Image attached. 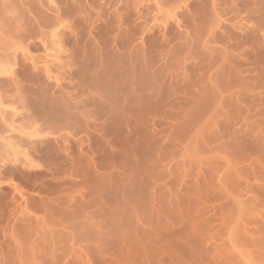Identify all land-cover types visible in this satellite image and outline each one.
<instances>
[{
  "label": "bare ground",
  "instance_id": "1",
  "mask_svg": "<svg viewBox=\"0 0 264 264\" xmlns=\"http://www.w3.org/2000/svg\"><path fill=\"white\" fill-rule=\"evenodd\" d=\"M78 1L0 0V41L15 38V45L10 44L14 50L0 56V65L21 67L15 71L16 80H0V98L11 101L4 108L8 100L1 99L0 107V122L7 128V134L0 135V264H71V254L67 250L59 254L58 249L61 244L70 245V229L77 226L82 234L81 227L90 224L95 227L88 228L93 230L88 235L97 236L103 244L99 252L104 253L99 254L106 256L100 259L105 264H245L214 240L218 212L210 201L219 194V184L214 186L209 173L210 177L189 183L183 192L177 184L171 188L164 180L170 175L164 160L171 136L184 137L182 127L194 120L187 114L190 109L198 117L202 104L227 108L216 110L217 122L220 115L226 122L233 112L242 119L243 109V117L258 125H244L233 132L227 126L225 133L237 130L240 136L232 137L234 133L231 138L242 139L236 141L242 150L245 144L252 154L254 144L256 151L262 150L249 168L260 186L264 182V128L259 127L264 126V91H260L264 89V46L254 39L264 20V0H252L249 5L240 4L243 0H210L211 4L155 0L153 6L145 4L147 0H91L89 7H96L95 12L84 10L83 0ZM205 2L211 10H206ZM179 3L185 9L178 17L170 11L175 15V30L163 22L155 36L148 20L160 11V5ZM42 4L49 13L41 10ZM254 13L255 26L242 23ZM207 14L214 15L211 19L217 25L224 16L238 21L219 32L211 29ZM182 26L185 29L180 30ZM208 42L220 46H207ZM38 44L53 51L42 62L28 54ZM27 61L30 68L25 66ZM176 67L183 68L182 75L173 72ZM213 67L208 86L200 87L196 98L191 102L186 96L180 98L190 92L204 69ZM8 69L0 74L13 72ZM172 97H176L175 105L190 102L179 105L183 113L176 114ZM255 115L262 116L261 122L251 118ZM187 117L183 126L181 120ZM167 118L180 123L174 124L171 133L155 132V125L163 126L167 120H160ZM221 123L216 127L220 126L222 135L226 130L221 128L226 126ZM259 135L262 139L253 138V143L250 138ZM226 143V148L235 147ZM236 149L234 156L241 155L245 162L243 157L246 160L251 152L236 154ZM19 183L27 189L22 190ZM75 218H80L75 220L80 224H72ZM55 226H61L59 234ZM259 232L262 237L252 242L261 251L257 254L264 256V223ZM60 241L56 250L53 244Z\"/></svg>",
  "mask_w": 264,
  "mask_h": 264
},
{
  "label": "rangeland",
  "instance_id": "2",
  "mask_svg": "<svg viewBox=\"0 0 264 264\" xmlns=\"http://www.w3.org/2000/svg\"><path fill=\"white\" fill-rule=\"evenodd\" d=\"M79 1H81V0H79ZM154 1L155 0H147V1H145V4L153 6L154 5ZM206 1L208 2V4L210 3V0L209 1L206 0ZM217 1H220V0H217ZM251 1L252 0H243V3H240V1H239V3L240 4H248L249 5L251 3H248V2H251ZM75 2H76V0H75ZM75 2H73V3L76 4ZM83 2H84V4H82V6L84 7V10H88V8H90L89 11H91V9H92L93 12H95V10H97L96 7H93V8L89 7L90 6L89 4L91 3V0H83V1H81V3H83ZM81 3H80V7H81ZM142 3H144V1ZM85 5H86V7H85ZM175 5H178L179 8L177 9V6H175ZM175 5H172V4L160 5V11L154 13V17H152V18H150L148 20V25L151 26L153 28V30L155 31L154 32L155 36L158 35V32H157L158 26L160 24H162L163 22H165V24L167 25L168 29H171L172 31L175 30V26H174V24L172 22V20H173L172 17L175 18V15H172L170 13V11L175 12L176 13V17H178L179 16L178 14H179L180 10L182 11L183 9H185V7L183 8V6H184L183 3H181V4L179 3V4H175ZM205 6H206V2H205ZM188 7L190 8L191 6L189 5ZM206 7H207L206 10H208L210 8V7L208 8V6H206ZM250 7H252V6H250ZM40 8H41L42 11L49 13V11L45 7V5L42 4V6ZM172 8H174V9L172 10ZM210 10H211V8H210ZM93 12H91V13H92V15L94 17L95 14ZM208 12L210 13V11H208ZM208 12H206V13H208ZM211 13H213V11ZM5 16H4V18H7V16L6 17ZM11 16H13L12 13H11ZM213 16L214 15H212V17ZM251 16H246V18L248 17L249 19L244 18L246 21L244 20L245 22H242V23H244V24H246L247 26H250V27L251 26H255L257 24V15H256V13H254V14H251ZM206 17L208 18L209 15L207 14ZM224 18H226V16H224ZM224 18L221 17V19H220L221 21L218 23V25L216 23L217 21L216 22L213 21L212 20L213 18H212L211 22L213 24H211V25H213V26H212L211 29L212 30H214V29L216 30L217 29L216 31L222 30V32H223V27L224 28L228 27L232 23L236 24V22L238 21V19L237 20H235V19L231 20L230 16H229V18L227 17V19H229V20L224 19ZM9 19H10V16L8 15V21H10ZM3 20L1 21L2 23H3ZM211 22L209 20L208 27H210L209 25H210ZM4 27H6V26H4ZM4 27H2L3 31H5L4 29H7V27L6 28H4ZM180 28H184V27L182 26V27H179V29ZM230 28H232V27H230ZM0 29H1V25H0ZM7 31H8V29H7ZM219 32H221V31H219ZM239 32H241V31H239ZM5 33H6V31H5ZM1 34H2V31H1L0 35ZM254 34H255L254 35L255 36L254 39H256L257 42H260V44H261V42H263L262 46H264V20L262 22L261 30L260 31L256 30L254 32ZM0 37L2 38L3 36H0ZM8 37L4 38V41H2V40L0 41V47H1L0 48V56L3 55V53L5 54V52H7L8 54H11V51H12L11 49L14 50V48H15V47L12 48L13 46L10 45V44H12L13 41H15L14 40L15 38L13 39V38H10V37L8 38ZM205 39H206V37H205ZM252 39H253V36H252ZM254 39H253V41H254ZM16 42H18V41H16ZM177 42L178 41H175V43H177ZM215 43L216 42H212V43H209L208 45L207 44L206 45L209 46V45L213 44L212 46H214L215 48L216 47L219 48L220 45L219 44L216 45L217 43L216 44ZM254 43H256V42H254ZM256 44H259V43H256ZM12 45H15L14 42H13ZM37 46L33 47L32 49H30L28 54L30 53V55L32 57L34 56L33 58H35L36 61H38V62H42V60H45V59L47 60V57H45L46 56L45 54L51 55L53 51L44 49L43 46L39 45V44ZM205 49H206V47H205ZM205 49L201 48L200 52H201V50H203V52H205ZM18 50L16 51V53H17V56L19 57L18 54H20V52ZM206 50H207L206 52H208V49H206ZM262 50L264 51V49H262ZM207 58H209V57H207ZM49 59H51V58L49 57ZM263 60L264 59H262V61ZM0 64H2V63H0ZM3 64L4 65L6 64V66H8V67H7V69H4L5 66L4 65H2V66L0 65V67H3V68L0 69V73H1V70L3 71V69H4L3 72L5 74H7L8 72H5V70H9L8 68H13V70H12L13 72L10 71L11 74L9 72V75H4V73L2 72V74H0V80L1 81L2 80L11 81L10 79H12V77L14 79V78H16V76H18L15 71L18 70L19 68H21L20 66H11L10 64H7V63H3ZM25 66H28V68H30L28 61L25 62ZM180 68L176 67L175 69H173V72H175L176 74L178 73V75L179 74L182 75L180 71H182V72H184V71H183L182 67H180ZM213 69L215 70L214 67L211 68V69H208V71L206 69H204V72H203L204 74L202 73L201 77L197 76L200 81L199 80L195 81L194 82V86H192L190 88V92H188L187 95H183V96L181 95L180 98H183V97L185 98V96H186V98H188V101H190V102L194 98H196L200 94V89L199 88L203 87V86H208V84H209V75H211L214 72ZM212 70H213V72H212ZM13 73H15L14 76H12ZM197 77H196V80L198 79ZM200 78H202L203 83H201L202 81H201ZM16 79H14V80H16ZM48 82H51V80H49ZM198 82H200V84ZM204 83H205V85H204ZM23 84L24 85H28L30 83L29 82H23ZM260 91H264V89H262ZM174 98H176V97H172V100H174L173 103L175 105L177 101ZM1 99H3V98H0V102H1L0 103L1 104L0 107L3 106V103L1 101ZM5 99L8 100L9 98H5ZM5 99H3V100L6 101ZM184 100L185 99H183V101ZM9 101L10 100H8V102L6 101V103L3 106L4 108L5 107L9 108V106L11 105V104H9V103H11V101L10 102ZM181 101H182V99H181ZM183 101H182V103H185ZM188 101L186 102L187 104L190 103ZM170 102H171V100H170ZM185 104H182V105H184V107H185ZM13 105L16 106V104H12V106ZM179 105L182 107L181 103L180 104L177 103V105H175L174 110H175L176 114H178L177 113L178 111L182 112L183 109H184L183 108L182 110H180V106ZM206 105H207V108H206ZM206 105L205 104H204V106H203V104L200 105V107L202 106L200 108V110H202V112H203L201 115H200L201 111L199 109H196L197 107L194 108L195 111L196 110L200 111V113L198 112V117H197V114L192 115V110L193 109H190L191 112L187 113L188 115L190 114L191 116H193L194 120L192 121L191 120L192 118H191L190 120L192 122L189 125L186 124V127H182L183 129H185V133L183 134L184 137L181 135V138H180V136L178 134L177 136H179V137H176V135H174V136L172 135L171 139H169L168 143H169L170 149L169 148H168L169 150L167 149V154H166L167 157L165 158L164 163H165V167L167 169L168 168L170 169V170L169 169L167 170L168 172H170L169 176H171V175L172 176L171 177L168 176L164 180H166L167 183H169L171 185V188L177 186V187H179L181 192H183V189L186 186H189L191 184V182L193 183L195 180L201 181L203 179V176H205V177L209 176L210 177V175H211L212 176L211 178L213 179L212 181H213L214 186H215V183H216V184H219V187H220L219 188L218 185L216 187L217 189L218 188L220 189L219 194L217 193L216 199L210 201V204H212L213 206L217 207V212H218V215L216 216V217H218V220L215 221L217 225L214 222V224L216 225V229H217V233L215 234L216 236L214 237L215 243H217L221 247V249H224L226 251L228 250L232 254H234L236 256H239V258L241 260L243 259V260L247 261L245 264H263L264 263V261H263L264 256L262 254H257V250H259V252H261V251H260V249L257 246L255 247V244L252 241L256 240V238H258V237L259 238L262 237V234L259 232V227L261 226V223L262 224L264 223V194H263L264 192L261 193L262 191H264V189H263L264 182L262 181L261 182V186H260V180L258 181L257 180L258 178H256V179L254 178L253 179V176H251L252 175V172H251L252 169L250 170V168H249L250 162L252 160L255 161L257 159V157L262 155V150H261L260 147H258V149H260L261 151H259V150L256 151V147H255L256 145L255 144L253 146L254 149L252 148V150L254 151L253 154H252V151L248 150L249 147H247L246 144L244 145L245 148L243 147V150H242L241 146H239L240 142L238 143L239 145L236 142L238 140L242 141V139H238V137H237L238 140H236L234 142L233 138H231V136L234 135V133H235V135L232 136V137L236 138V136H238V135L240 136V134H238V135L236 134L237 130H235V132L233 134L231 133V135L225 133V132H228L227 126H228L229 131H232L234 129H242V126L244 127V125H245V127H246V125L248 127L249 126L248 124H250V126L256 127L258 125V123H256V121H253L254 123L252 124L250 118L243 117V115H244L243 112L245 111V110L243 111V109L241 111V113L243 114L241 116L242 119L239 118V120H238V117L240 116V114L237 113V112H235L236 114L233 112L231 118L227 119L226 122H225V118L223 117V115H220V116H222L221 118H224V119L221 120V118L218 117V119L220 118L219 121L222 122L221 123L222 125L224 124V126H226L223 129L221 128V130H223V131L226 130V131H224L222 133V135H223L222 136L221 135V131H220V126L216 127V123L219 122V121L218 122L215 121L216 120L215 117L217 118L216 115H218L217 114L218 112L216 113V110L217 111L218 110H226L227 108L223 109L221 107H218L217 105H215V106L214 105L209 106L208 104H206ZM219 108H221V109H219ZM169 109L170 108H167L166 111H168ZM228 109H230L229 106H228ZM0 110H1V108H0ZM7 111H9V109ZM169 112H171V111H169ZM173 112L174 111L172 109V113ZM220 112H224V111H220ZM238 114H239V116H238ZM245 114H246V111H245ZM195 115H196L197 118L195 117ZM257 116L258 115H255V116H252L251 118H253V119L254 118L255 119L256 118H258V119L260 118V122H261L262 116H258V117ZM234 117L236 118V120H235ZM0 119L3 120L2 117H0ZM157 119L155 120V118H154V121L157 122ZM248 119L250 120V122L247 121ZM258 119H257V121H258ZM165 120H167V121H165ZM160 121H162V122H164V121L165 122L172 121L173 123L172 122L171 123L168 122L169 125L167 124L165 126V122H164L163 126H160L161 122H158V124H156L157 126L155 125V128L152 127L153 129H155V132L164 129V130H167V131L169 130V132L171 133L173 131V129H174V124L177 125L178 123H180V120L174 119V118H169V119L167 118V119L160 120ZM188 121L189 120H188V117H187L186 121L181 120V124H182V122H184L183 126H185V123H187ZM240 123H241V125H239ZM229 125H230V127H229ZM187 126H188V128H187ZM259 127L264 128V126H261V125ZM186 128H187V130H186ZM3 129L7 130V128H5V125L3 127V125L0 122V135L4 136V134L6 135L7 132H6V130L3 131ZM183 129H181V130H183ZM217 130H219V131H217ZM187 131H189V132L186 133ZM262 133H264V130L262 131ZM260 136L261 135L255 136V137L250 136V137H252L250 139H252L253 143H256L257 141H260V139H262V138H259ZM262 137H264V136H262ZM225 138H226V140H225ZM253 138L255 139V141L257 139L258 140L255 142ZM250 139H249V141H250ZM243 140L245 142H248L247 139L246 140L243 139ZM1 141H3V140H1ZM252 141H251V145H253ZM262 141L264 142V139H262L261 142ZM226 142H230V144H228ZM225 143L230 145L231 147H234V145H235V147L233 149L230 148V147L226 148L224 146ZM259 143H257V146L259 145ZM241 144L243 145V143H241ZM248 144H249V142L247 143V145ZM259 146H261V144ZM239 147H240L241 150L239 149ZM261 147L264 149L263 146H261ZM236 148H238L239 150L237 151ZM235 149H236V152H235L236 154H237V152H240V151H243V153H245L246 151H249V152H251V154L248 155L246 160H245V157H243L244 161H245V162H243V161L240 160L241 158H239L241 155H237L236 157H238V158H236L234 156L233 150L235 151ZM244 150H246V151L244 152ZM258 152L261 153V155ZM253 156L255 157L254 159H253ZM254 161H252V162H254ZM246 162H247V164H246ZM209 166L212 167L211 170H210ZM243 166H244V168H248V170H247V172L249 171L248 174H247V172L244 173V171L246 169L242 168ZM236 168H238V170H236ZM205 172H206V174H205ZM235 172L238 173V174H236ZM239 172H240V174H239ZM209 173H210V175H209ZM259 175L260 174H258V176ZM245 176H247V177L245 178ZM256 176H257V174H256ZM46 178L48 179V177H46ZM174 179H177V180L175 181ZM248 180H249V182H247ZM173 181H175V183ZM217 182H219V183H217ZM233 182H234V184H233ZM16 183H18V182L16 181ZM175 184H177V185H175ZM173 185H175V186H173ZM19 186L21 187L22 190L27 189V187H25V185L22 186V184H20V183H19ZM256 186H257V189H256ZM216 188H215V191H216ZM254 193H255V195H254ZM41 195H43V194H41ZM219 212H220V214H219ZM221 219H222V223H221ZM260 219L262 221H260ZM75 220H80V218H78V219L75 218L73 220L74 223H72V224H74V225H75V223L81 222V221L75 222ZM92 221H93V219H92ZM95 222H96V220H95ZM74 225H72L71 227H73ZM90 225L87 224L86 226H90V227H88L89 229H91V228L93 229L95 227V225H92V224H90ZM56 227L57 226L54 227V230L55 231L57 230V232L59 234L60 230L58 231V229H60V228H58V227H61V226H58L57 229H55ZM257 227H258V229H257ZM77 228H79V227L76 226V227H74V229H70V231L72 232L70 234L72 236V237L70 236L71 240L69 239L70 245L68 243L66 244L65 241H64L65 244H61V241H60L58 243L56 242L55 245L53 244L54 248L56 247V250H57V248H59L58 244H61V247L62 246L63 247L62 248L60 247V250L58 249L59 254H61V252H64L65 250H67L69 255L71 254V256H69L70 260L72 262L71 264H98V263L99 264H105L106 262L103 261L104 259L102 260V262L100 260V259H102L104 257L102 255H101L102 257L100 256V254H102V252L104 250H101V253L99 252L100 249L104 248L103 244L98 240V238H96L97 236H95V238L97 239L96 240L93 237L94 235L93 236H89L91 233L88 235V232H91L93 230L87 231L88 230L87 227H85V228L81 227V229L83 228V233H84V235H83V233L80 234L81 230L79 231ZM75 229H77V230H75ZM39 231H40V229H39ZM61 231H63V230H61ZM95 234L97 235L96 232H95ZM98 236H100V235H98ZM97 241H99V242H97ZM220 242H222V243H220ZM55 254L59 255L57 253V251H55ZM261 256H263V257L261 258ZM259 258H261V260L263 262L262 261L260 262Z\"/></svg>",
  "mask_w": 264,
  "mask_h": 264
}]
</instances>
